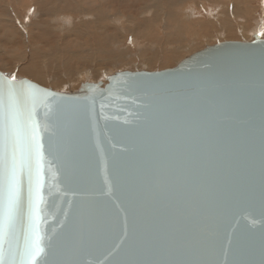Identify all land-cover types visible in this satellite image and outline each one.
<instances>
[{"label":"water","instance_id":"obj_1","mask_svg":"<svg viewBox=\"0 0 264 264\" xmlns=\"http://www.w3.org/2000/svg\"><path fill=\"white\" fill-rule=\"evenodd\" d=\"M21 81L48 93L19 86L40 145L37 230L47 264H264L260 33L208 45L175 67L87 81L79 92ZM69 103L90 111L57 122ZM27 210L25 183L21 244Z\"/></svg>","mask_w":264,"mask_h":264},{"label":"rangeland","instance_id":"obj_2","mask_svg":"<svg viewBox=\"0 0 264 264\" xmlns=\"http://www.w3.org/2000/svg\"><path fill=\"white\" fill-rule=\"evenodd\" d=\"M49 6L53 10L45 9ZM116 9L111 18L108 12ZM127 12L131 21L121 20ZM68 13H76L79 22L72 37L61 32L65 40L56 41ZM200 21L210 23L207 33ZM104 23L115 28L112 35L94 31ZM84 25L88 38L81 33ZM257 33L264 38V0H0V70L57 91L79 92L87 81L105 85L118 71L175 67L208 45L251 41ZM113 35L117 40L106 47ZM50 54L60 60H50Z\"/></svg>","mask_w":264,"mask_h":264},{"label":"snow or ice","instance_id":"obj_3","mask_svg":"<svg viewBox=\"0 0 264 264\" xmlns=\"http://www.w3.org/2000/svg\"><path fill=\"white\" fill-rule=\"evenodd\" d=\"M20 85L43 92L27 81L15 82L0 75V264H47L43 259V237L37 230L41 196V173L35 165L40 145L36 139L33 113L20 103ZM71 100V98H65ZM87 106L69 103L61 105L56 114L57 122L68 113L86 117ZM47 127V125L45 126ZM27 185V218L31 225L24 243H20L18 222Z\"/></svg>","mask_w":264,"mask_h":264},{"label":"crops","instance_id":"obj_4","mask_svg":"<svg viewBox=\"0 0 264 264\" xmlns=\"http://www.w3.org/2000/svg\"><path fill=\"white\" fill-rule=\"evenodd\" d=\"M133 1V0H132ZM124 10V9H123ZM118 10L116 9L114 12H112L111 13V18H113V14H115L116 12H117ZM122 12H125V11H122ZM128 13H130V12H127L126 14H124V13H122V15H121V17H120V19L121 20H123V19H127L128 21H131V19H132V14L130 13V15L128 14ZM64 20H65V22H64ZM40 21H36V23H39ZM60 22L62 23V24H65V27H63L62 29L63 30H60V32H59V34H61V32L62 33H67L68 31L70 32V37H72L73 35H72V28H73V24H77L79 21H78V17H77V15H76V13L74 14V13H68L67 14V16L64 18V19H62V20H60ZM70 24V25H69ZM94 24H95V27L97 26V22L95 21L94 22ZM37 28L38 27H36V26H34V31L36 32L37 31ZM115 28L114 27H111L110 25H108L107 23H104V26H102V27H100V28H94V31H97V33H98V35L99 36H102L103 35V33L105 32V34L106 35H112L113 33H114V30ZM117 32V31H116ZM115 32V33H116ZM81 33H82V35H84V36H86V38H88L90 35H87V31H86V27H85V25L84 26H82V29H81ZM42 34V32L40 33V35ZM114 36V38H111L110 40L108 39V41H107V45H106V47H108V45L110 44V41H113L114 39L115 40H117V37L115 36V35H113ZM70 37H66V38H70ZM39 40H42L43 41V39L40 37V38H38ZM57 41H60V40H57ZM106 54H109V55H111V54H113V52L112 51H107V52H105V55ZM76 73V72H75ZM75 73H74V75H73V77L71 78V79H73L74 78V76H75ZM68 79H70V76H69V78ZM70 79V80H71Z\"/></svg>","mask_w":264,"mask_h":264},{"label":"bare ground","instance_id":"obj_5","mask_svg":"<svg viewBox=\"0 0 264 264\" xmlns=\"http://www.w3.org/2000/svg\"><path fill=\"white\" fill-rule=\"evenodd\" d=\"M105 1V3H107V1H109V0H104ZM64 4V2L62 3V5ZM109 8V7H108ZM112 8V7H111ZM47 11L48 10H53V8H52V6H49V8L47 7V8H45ZM56 9H60V7H57ZM55 10V9H54ZM115 10H110L108 13L109 14H111L112 12H114ZM45 14V13H44ZM198 24H199V26H201V30H203L204 31V28L205 27H207L208 26V24H210L209 22H203V21H200V22H198ZM209 28V27H208ZM198 29V28H197ZM222 29V28H221ZM39 30H41V29H39ZM52 30V29H51ZM208 30V29H207ZM207 30H205L204 31V33L206 32L207 33ZM36 33H37V31H36ZM35 34V33H34ZM32 35V34H31ZM37 35V34H36ZM47 35V34H46ZM229 35V34H228ZM52 36V35H51ZM37 37V36H36ZM39 37V36H38ZM47 37H50L49 35L47 36ZM32 38V37H31ZM43 38H45V37H43ZM59 39H60V41H63V40H65V38L64 37H62V34H61V36L59 37ZM55 40V39H54ZM48 41V40H47ZM57 41V40H56ZM49 42V41H48ZM57 43V42H56ZM47 44V43H46ZM50 44V43H49ZM50 45H52V44H50ZM64 46V45H63ZM52 48V47H51ZM60 49H61V47H60ZM51 56L53 55V58L51 57V59L50 60H52V61H56V60H60V57H57V58H55L56 57V55L57 54H50ZM38 58V55H36V58L35 59H37ZM67 63V62H66ZM67 66V65H66ZM38 68V67H37ZM36 68V69H37ZM37 74L39 75V78H42V77H44L40 72H37Z\"/></svg>","mask_w":264,"mask_h":264}]
</instances>
